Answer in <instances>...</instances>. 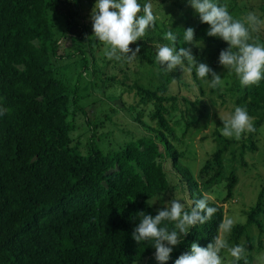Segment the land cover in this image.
I'll return each mask as SVG.
<instances>
[{
  "label": "trees",
  "instance_id": "1",
  "mask_svg": "<svg viewBox=\"0 0 264 264\" xmlns=\"http://www.w3.org/2000/svg\"><path fill=\"white\" fill-rule=\"evenodd\" d=\"M71 2L0 0V107L6 109L0 117V264H142L153 256L154 249L151 241L137 244L131 233L142 218L140 212L156 215L162 207H152L151 201L170 190L163 159L171 162L186 191L189 205L184 211L190 212L194 202L201 198L217 209L206 222L193 226L173 248L166 262L173 264L189 251L191 243L206 247L219 236V225L224 220L221 204L232 199L238 183L234 169L224 176V154L230 142L214 133L222 146L204 162L198 179L179 163L182 155L174 150L177 139L166 118L164 103L174 100L166 97L169 86L179 83L189 67L194 72V64L184 60L183 65L171 71L159 67L155 91L133 86L137 105H152L149 121L154 127H146L147 136L121 149L104 152L94 138L98 123L88 124L91 132L87 153L81 155L70 138L75 117L78 114L84 118L85 114L78 99L79 80L70 89L57 77L53 64L70 57L58 54L62 38L70 35L75 43L84 40L83 28L70 13ZM137 2L141 5L138 14L143 15L148 0ZM183 2L188 7L183 14L175 15L171 10L162 22L164 25L158 26L162 32L158 40L177 50L203 46L212 67L223 68L218 55L227 47L226 42L207 36L208 25L199 21L186 0ZM58 18L64 19L66 28L55 39ZM188 27L194 30L192 44L184 41V29ZM72 29L78 30V34L66 33ZM168 31L176 35L174 43L164 39ZM86 43L94 46L102 42ZM137 45L140 51L136 59L154 65V49L146 44L129 47ZM220 77L221 81L229 80L224 91L232 111L236 106L245 107L254 120V129L260 128L264 124V80L258 85L242 86L227 68ZM210 91L220 97L219 87ZM136 114L135 120L143 125L141 113ZM250 137L243 140L239 149L240 166L245 165V151L256 150ZM222 181L225 185L221 204L210 201L204 190L221 185ZM261 217L264 177L255 205L248 211L245 223L232 229L229 241L234 246L243 238L248 242L249 229L262 231ZM164 223L169 229L174 228L175 222ZM229 264H253V260L249 253Z\"/></svg>",
  "mask_w": 264,
  "mask_h": 264
},
{
  "label": "rangeland",
  "instance_id": "2",
  "mask_svg": "<svg viewBox=\"0 0 264 264\" xmlns=\"http://www.w3.org/2000/svg\"><path fill=\"white\" fill-rule=\"evenodd\" d=\"M219 2L227 7L235 19L243 20L249 12L255 13L261 23L250 29L249 42L264 44V0H219ZM71 3L70 13L83 28L84 40L75 43L70 35L62 38L59 42L58 54L70 57L54 61L53 64L57 77L65 81L70 89L79 80L78 99L85 114L84 118L77 114L74 119V130L70 134V138L73 140L72 146L77 147V151L81 155H86V145L91 132L88 124L98 123V127L94 128V138L98 147L104 152L115 151L137 138L147 136L146 127H154L153 123L149 121L152 105H137L138 98L133 86L137 85L155 91L157 72L161 67L155 60V52L159 46L166 45L158 40V36L162 33L158 26L164 25L162 22L171 10L175 11V15L183 14L188 7L183 0H148L147 4L155 17L154 26L146 31L141 40L135 42L140 45L146 44L152 51L154 49V55H152L155 64L147 65L144 62H139L136 57L120 61L109 59L105 55L107 45L103 42L94 44V46L86 43L90 40L98 41L92 35L90 20L94 0H75ZM65 28L63 18L55 20V39L60 38ZM66 33L76 35L78 30L72 29ZM193 50H197L198 53ZM193 50H191L192 55L199 62L207 64L216 74L220 75L223 72L224 68L212 67V63L209 62V53L203 52V46L194 45ZM85 61L86 67L84 66ZM193 69L194 72L185 71L180 76L179 83H172L169 86L166 97H173L174 100L164 103L167 111L166 118L177 139V142H174L176 147L174 150L182 155L179 163L189 169L196 179H198L197 173L204 162L222 146L214 133L218 132L220 136L230 142L224 154V176L229 169H234L238 183L233 191V197L221 204L224 198V181L221 182V185L204 190V195L210 201L222 205L224 219L230 218L233 221V229L245 223L246 215L255 205L263 183L264 124L252 133H243L239 140L225 138L221 134L223 126L217 124L224 122L232 112L230 101L224 91L229 85V80L221 81V85L218 86L220 93L218 98L211 93L208 86L210 77L200 79L196 76L195 65ZM221 101H224V104H221ZM129 107H135V109L130 110ZM137 112L141 113L143 125L135 120ZM248 135L251 136L250 140L254 143L256 150L253 152L246 150L243 156L245 165L240 166L239 149ZM162 165L167 174L170 190L153 199L151 206L159 208L163 207L167 201L178 200L185 209L189 202H187L186 191L179 175L174 171L170 161L163 159ZM261 223L262 231L259 232L251 228L248 230V242L244 238L239 242V245L244 248L242 256L250 253L253 264H264V217H261ZM231 231L226 236L229 248L234 247V243L229 241ZM222 235L223 233L220 231L219 236ZM219 254L222 264H229L234 259L228 248L221 249ZM142 264H156V261L152 256Z\"/></svg>",
  "mask_w": 264,
  "mask_h": 264
},
{
  "label": "clouds",
  "instance_id": "3",
  "mask_svg": "<svg viewBox=\"0 0 264 264\" xmlns=\"http://www.w3.org/2000/svg\"><path fill=\"white\" fill-rule=\"evenodd\" d=\"M75 2V0H72ZM199 21L207 24L206 34L218 37L226 42L227 47L218 55V63L233 72L242 86L258 85L264 80V44L250 43V29L261 23L259 17L249 12L243 20L235 19L227 7L219 0H186ZM137 0H94L90 14L92 35L107 45L105 55L109 59L130 60L140 51V46L130 48L154 26L155 17L148 4L143 6ZM194 30L184 29V41L192 44ZM164 39L175 42L177 37L172 31L164 34ZM155 60L162 68L171 71L183 65L184 60L195 65L196 76L200 79L210 77L208 86L217 88L221 85V77L207 64L196 61L190 48L178 50L168 45L159 46ZM191 71V67L188 69ZM6 109L0 107V117ZM253 118L249 116L245 107L236 106L224 120L221 134L225 138L239 140L243 133L254 131ZM217 209L208 205L205 198L194 202L192 210L186 212L183 204L178 200H170L158 209L152 216L140 212L141 219L135 224L131 238L139 244L151 241L154 249L153 259L156 264H166L170 259L173 248L180 244L190 229L197 223L203 224L210 219ZM164 222H175L174 228L169 229ZM233 221L226 218L219 225L222 236L215 237L206 247L197 243L190 244L188 252L177 257L173 264H222L221 249L228 248L232 257L239 261L244 252L241 245L229 248L226 236L232 229Z\"/></svg>",
  "mask_w": 264,
  "mask_h": 264
}]
</instances>
